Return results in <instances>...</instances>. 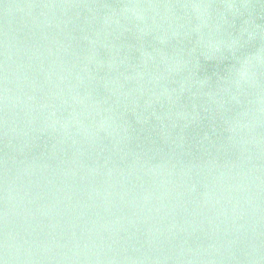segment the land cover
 I'll return each mask as SVG.
<instances>
[{"label":"water","instance_id":"95a60500","mask_svg":"<svg viewBox=\"0 0 264 264\" xmlns=\"http://www.w3.org/2000/svg\"><path fill=\"white\" fill-rule=\"evenodd\" d=\"M0 264H264V0H0Z\"/></svg>","mask_w":264,"mask_h":264}]
</instances>
